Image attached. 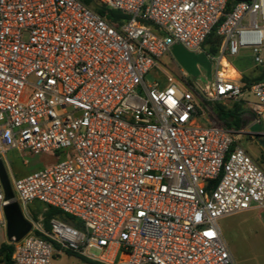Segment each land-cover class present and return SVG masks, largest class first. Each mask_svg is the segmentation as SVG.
<instances>
[{"label":"built area","instance_id":"built-area-1","mask_svg":"<svg viewBox=\"0 0 264 264\" xmlns=\"http://www.w3.org/2000/svg\"><path fill=\"white\" fill-rule=\"evenodd\" d=\"M93 3L103 15L81 0H0V156H65L13 180L15 200L82 224L28 220L31 230L10 243L13 262L236 264L218 221L264 212V168L241 146L242 131L206 118L250 94L253 122L264 121V81L247 89L230 65L241 50L264 64V0L229 13L227 0ZM221 19L212 55L204 43ZM174 45L204 51L212 80L146 82ZM6 205L0 183V229Z\"/></svg>","mask_w":264,"mask_h":264},{"label":"rangeland","instance_id":"rangeland-1","mask_svg":"<svg viewBox=\"0 0 264 264\" xmlns=\"http://www.w3.org/2000/svg\"><path fill=\"white\" fill-rule=\"evenodd\" d=\"M204 48L207 49V46L204 45ZM190 55L192 56L190 59H192L191 62L194 70L195 67H197L199 72L213 74L215 66L214 62L210 60L204 51L199 53H190ZM160 61L164 66L170 65V58L167 54L164 55ZM255 70L257 71V75L255 77L244 74L243 72L241 73V76L245 75V77L251 81L264 77V68L262 66L256 67ZM165 77V72L160 70H152L147 76H145V81L148 83H153L155 81L163 83L165 81ZM189 80L193 82L190 77ZM246 96L247 94L245 97ZM247 100L254 101L255 98L249 94ZM237 111V116L244 114L240 108ZM206 119L211 123L223 124L215 117H207ZM199 122L203 125L207 124L205 119H200ZM246 122L247 121H245L243 118L241 119L240 125L245 126ZM262 128V124H254L250 126L249 132H259L262 130ZM241 146L246 148L245 141H241ZM249 154L252 157L255 156V153L251 151H249ZM0 158L4 162L11 190L14 194V197L17 199L18 195L12 186L13 180L54 165L65 159V156L59 152L33 155L22 154L16 150H7L2 154V156H0ZM17 203L25 219L37 223L45 229L49 228V221L47 227L45 224L46 210L44 209L45 206L42 203L39 201H34L27 205H23L18 200ZM52 218H56L72 227L82 230V224L80 221L72 216L59 212ZM218 225L222 238L236 264H264V212H260L258 214L256 211H247L229 215L221 218L218 221ZM10 243L11 242L6 238L5 228L0 229V246L3 244L10 245ZM91 253L97 254L95 250L91 251ZM119 258L123 259L124 257L123 255H120ZM77 262L78 259L75 257L66 256L57 263L76 264Z\"/></svg>","mask_w":264,"mask_h":264},{"label":"crops","instance_id":"crops-1","mask_svg":"<svg viewBox=\"0 0 264 264\" xmlns=\"http://www.w3.org/2000/svg\"><path fill=\"white\" fill-rule=\"evenodd\" d=\"M167 55L170 58V65L164 66L163 64H161V66L154 67L152 70L163 71L166 73V75H173L177 79H180L182 76H185L189 80V77L191 78L189 69H187V67H185L176 58V56L174 55L172 51V47L170 49L169 54ZM230 65L231 67H233V69L236 70L237 75L240 78H241L242 72L244 74L251 75L253 77L257 75V71L255 70L256 66H254L252 63V54L249 50H241L238 56L230 59ZM261 66L264 68V64ZM195 72H196L197 79L196 80H193L192 78L191 79L195 81L196 83L204 84L212 80L213 74L199 72L197 67H195ZM261 81H264V77L258 82H261ZM164 82L163 83L159 82V83L164 84ZM248 95L249 94H247L246 97L244 95V97L240 100L241 101L240 107H241V110L244 112V114L240 116V120L244 118L245 121L247 122L245 126H240L239 128H233L231 130L242 131V134L239 140L240 144H241V141H245V144H246L245 150L248 153L249 151L255 153L254 157H252L251 155L250 156L257 162H259L260 165L264 168V121L260 123L263 125L262 130H260L259 132H255V133L249 132L250 126L257 124V123H254L252 119L250 103H252L253 101L247 100ZM253 211H256V210H253ZM256 212L258 214L260 213L259 211H256Z\"/></svg>","mask_w":264,"mask_h":264},{"label":"trees","instance_id":"trees-1","mask_svg":"<svg viewBox=\"0 0 264 264\" xmlns=\"http://www.w3.org/2000/svg\"><path fill=\"white\" fill-rule=\"evenodd\" d=\"M87 5H92L94 7V10L103 15L104 14V9L101 7H98L93 3V0H81ZM251 0H227L226 4V13H229L232 8L240 2H250ZM123 17L116 13V12H109L108 14V19L112 22H117L119 19H122ZM223 19L219 21V23L215 26L213 29V32L208 36L206 39L204 45L207 46V53L215 55L217 54L218 47L220 44V38L216 36L215 31L218 27V25L222 22ZM262 78H257L254 79L253 81L249 80L247 77L241 76V82L244 84L245 88H249L251 85L257 83L260 81ZM241 109L240 103L235 104L231 109H225L220 105H216L215 107V113L216 117L219 121L223 123V125L228 128V129H233V128H239L241 125V120L240 116H237L238 109ZM59 211L54 208H48L45 211V224L47 227L48 221L55 215H57ZM12 252H13V246L12 244L10 245H1L0 246V264H15L12 260Z\"/></svg>","mask_w":264,"mask_h":264},{"label":"water","instance_id":"water-1","mask_svg":"<svg viewBox=\"0 0 264 264\" xmlns=\"http://www.w3.org/2000/svg\"><path fill=\"white\" fill-rule=\"evenodd\" d=\"M172 51L176 58L189 69L191 78L196 80L197 76L195 70H193L190 52L183 49L180 45L172 46ZM198 86L201 88L200 83H198ZM0 183L3 189L4 199L7 201V205L4 207L6 238L10 242L19 241L31 230V223L24 218L15 200L2 159H0Z\"/></svg>","mask_w":264,"mask_h":264},{"label":"bare ground","instance_id":"bare-ground-1","mask_svg":"<svg viewBox=\"0 0 264 264\" xmlns=\"http://www.w3.org/2000/svg\"><path fill=\"white\" fill-rule=\"evenodd\" d=\"M225 67H228L229 76H234V72L231 70L230 66L227 64L226 61H223Z\"/></svg>","mask_w":264,"mask_h":264}]
</instances>
